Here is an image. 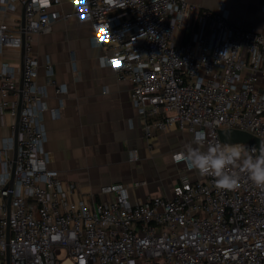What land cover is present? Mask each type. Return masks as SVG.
I'll list each match as a JSON object with an SVG mask.
<instances>
[{
	"label": "built area",
	"instance_id": "built-area-1",
	"mask_svg": "<svg viewBox=\"0 0 264 264\" xmlns=\"http://www.w3.org/2000/svg\"><path fill=\"white\" fill-rule=\"evenodd\" d=\"M70 2L73 11L64 13L55 9L61 0H3L12 12L24 6L25 26L0 24V51L24 50L14 182L7 187L9 170L0 186V264L7 253L10 264H61L63 252L73 264H264V190L238 169L232 171L241 186L222 190L214 177L175 161L177 152L172 158L184 164V175L171 195L143 202L131 200L126 184L102 187L110 197L98 202L59 179L48 168V107L33 47L34 36L60 19L89 22L93 45L104 48L102 64L132 84L148 146L156 145L157 132L182 131L193 139L202 133L207 147L224 143L219 131L226 129L264 141V31L188 0ZM186 29L190 39L183 43ZM47 71L48 84L65 93L50 64ZM0 92L15 96L0 111L16 115L20 87L6 67ZM5 166L12 170L13 161Z\"/></svg>",
	"mask_w": 264,
	"mask_h": 264
},
{
	"label": "crops",
	"instance_id": "crops-1",
	"mask_svg": "<svg viewBox=\"0 0 264 264\" xmlns=\"http://www.w3.org/2000/svg\"><path fill=\"white\" fill-rule=\"evenodd\" d=\"M61 1L55 9L73 11L70 0ZM188 1L203 8L224 10L231 22L264 31V0ZM23 16L22 4L18 3L12 12L0 0V24L21 31ZM93 36L92 25L76 18L60 19L50 32L34 36L37 83L45 89L48 107L43 119L45 150L50 156L48 168L82 193L95 196L98 202L110 197L101 194L102 187L118 183L129 186L133 202H143L154 195L170 196L184 175V164L175 163L173 154L184 151L189 144L203 147L202 151L207 147L195 144L189 132L170 131L157 132L156 145L150 148L142 119L130 100L132 84L102 64L104 48L93 45ZM23 55L22 48L6 47L0 51V75L6 67L19 87ZM48 64L57 83L65 86V93H57L48 84ZM14 97L0 92V104ZM17 127V114L8 109L0 111V186L6 172H12L5 163L15 157ZM133 151L138 153L136 161L130 158Z\"/></svg>",
	"mask_w": 264,
	"mask_h": 264
},
{
	"label": "clouds",
	"instance_id": "clouds-1",
	"mask_svg": "<svg viewBox=\"0 0 264 264\" xmlns=\"http://www.w3.org/2000/svg\"><path fill=\"white\" fill-rule=\"evenodd\" d=\"M197 145L204 144V135L197 134ZM175 161L184 162L201 176H212L215 186L222 190H235L241 177L232 169L245 174L247 180L258 189L264 190V141L258 147H245L242 143H213L206 151L187 145L184 151L174 156Z\"/></svg>",
	"mask_w": 264,
	"mask_h": 264
},
{
	"label": "water",
	"instance_id": "water-1",
	"mask_svg": "<svg viewBox=\"0 0 264 264\" xmlns=\"http://www.w3.org/2000/svg\"><path fill=\"white\" fill-rule=\"evenodd\" d=\"M25 26V15L23 16V21H22V28ZM23 49V48H22ZM23 89V82L20 86V95H19V105H18V111H17V120H18V127L15 132V157L13 159V168H12V174H11V179L9 183L7 184L8 188H12L13 182H14V171H15V162H16V157H17V152H18V134H19V124H20V112L22 108V91ZM219 136L221 140L224 143H242V144H249L251 146L258 147L259 142L261 141L260 138L245 132V131H240V130H234V129H226V130H220L219 131ZM10 197L8 198V204H10ZM8 232V239H9V227L7 229ZM6 264H10V258L9 254L7 253V258H6Z\"/></svg>",
	"mask_w": 264,
	"mask_h": 264
},
{
	"label": "rangeland",
	"instance_id": "rangeland-1",
	"mask_svg": "<svg viewBox=\"0 0 264 264\" xmlns=\"http://www.w3.org/2000/svg\"><path fill=\"white\" fill-rule=\"evenodd\" d=\"M187 30H183V34L186 33ZM201 146H204L206 147L205 145H201ZM201 149H204L203 147ZM60 260H62V263L61 264H73L72 260L70 258H67L66 257V254L65 252H63L60 256Z\"/></svg>",
	"mask_w": 264,
	"mask_h": 264
},
{
	"label": "trees",
	"instance_id": "trees-1",
	"mask_svg": "<svg viewBox=\"0 0 264 264\" xmlns=\"http://www.w3.org/2000/svg\"><path fill=\"white\" fill-rule=\"evenodd\" d=\"M186 30H187V32L185 33V38L183 40V43H186L190 39L191 32H189L188 29H186Z\"/></svg>",
	"mask_w": 264,
	"mask_h": 264
}]
</instances>
